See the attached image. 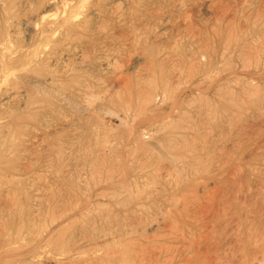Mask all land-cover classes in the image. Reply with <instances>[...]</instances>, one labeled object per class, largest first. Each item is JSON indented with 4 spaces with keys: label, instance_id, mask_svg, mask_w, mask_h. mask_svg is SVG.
<instances>
[{
    "label": "rangeland",
    "instance_id": "rangeland-1",
    "mask_svg": "<svg viewBox=\"0 0 264 264\" xmlns=\"http://www.w3.org/2000/svg\"><path fill=\"white\" fill-rule=\"evenodd\" d=\"M264 264V0H0V264Z\"/></svg>",
    "mask_w": 264,
    "mask_h": 264
},
{
    "label": "bare ground",
    "instance_id": "bare-ground-1",
    "mask_svg": "<svg viewBox=\"0 0 264 264\" xmlns=\"http://www.w3.org/2000/svg\"><path fill=\"white\" fill-rule=\"evenodd\" d=\"M114 264V263H113Z\"/></svg>",
    "mask_w": 264,
    "mask_h": 264
}]
</instances>
